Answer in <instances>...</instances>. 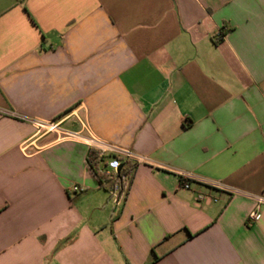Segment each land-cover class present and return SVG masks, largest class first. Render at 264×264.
<instances>
[{
  "label": "crops",
  "instance_id": "obj_1",
  "mask_svg": "<svg viewBox=\"0 0 264 264\" xmlns=\"http://www.w3.org/2000/svg\"><path fill=\"white\" fill-rule=\"evenodd\" d=\"M0 264H264V0H0Z\"/></svg>",
  "mask_w": 264,
  "mask_h": 264
},
{
  "label": "built area",
  "instance_id": "obj_2",
  "mask_svg": "<svg viewBox=\"0 0 264 264\" xmlns=\"http://www.w3.org/2000/svg\"><path fill=\"white\" fill-rule=\"evenodd\" d=\"M74 121L78 124L77 130H70L66 128L68 122ZM32 125L35 128V133L38 136L54 135L59 142H78L89 147L93 152L97 154L99 160H103L106 157H111V161L107 164L106 169L116 172L121 167V161L117 157H124L128 160H137L138 162H144L142 157H137L134 153L126 150H121L118 147L106 143L96 138L90 131L88 123L80 116L78 109L65 113L61 117L52 121H39L33 120ZM33 144L30 142L22 145V152L30 155ZM210 187L220 190H226L224 186L220 184L210 183ZM116 190L118 186H115ZM73 192L83 193L84 189L79 187H73ZM209 197L203 195H197V201L200 202ZM214 202H216L214 200ZM258 216L257 211L250 214V220H255Z\"/></svg>",
  "mask_w": 264,
  "mask_h": 264
},
{
  "label": "trees",
  "instance_id": "obj_3",
  "mask_svg": "<svg viewBox=\"0 0 264 264\" xmlns=\"http://www.w3.org/2000/svg\"><path fill=\"white\" fill-rule=\"evenodd\" d=\"M98 162L99 159L97 157V154L92 151L88 159V166L96 180L101 183L102 176L98 173Z\"/></svg>",
  "mask_w": 264,
  "mask_h": 264
}]
</instances>
